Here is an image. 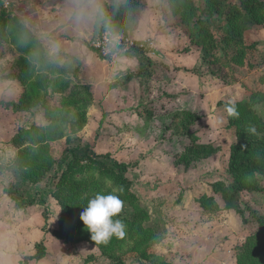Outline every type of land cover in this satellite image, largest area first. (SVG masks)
Segmentation results:
<instances>
[{"label": "rangeland", "instance_id": "1", "mask_svg": "<svg viewBox=\"0 0 264 264\" xmlns=\"http://www.w3.org/2000/svg\"><path fill=\"white\" fill-rule=\"evenodd\" d=\"M138 1L135 28L115 33L134 43H147L144 52L153 62L148 76L136 74L138 60L129 53L132 48L124 52V46H118L117 56L110 61L92 45V39L108 29L111 0H0V11L11 15L17 16L14 11L19 6L32 10L27 13L29 24L18 18L44 45L48 59L64 70L48 71L29 59L11 42V28L0 37V165L4 167L0 260L6 264H115L93 244H65L54 236L60 208L52 193L71 156L66 148L79 144L88 143L97 154L109 153L129 165L126 177L131 190L149 215L144 224L158 235L155 239L143 235L144 243L134 251H130L132 243L125 245L118 252L122 264H235V246L257 228L247 208L264 215V191L242 187L238 204L243 221L234 208H224L212 190L216 181H232L228 163L234 130L221 103L251 102L264 118V24L243 33L245 44L254 47L242 66L232 64L220 50L216 62L206 66L209 54L189 39L195 25H182L169 0ZM193 2L197 16L206 20L221 42L227 30V4L221 12L211 13L205 0ZM38 18L50 19V31L38 32ZM17 74L30 77L37 88L30 100L33 104L19 110L16 103L29 94ZM85 88L92 94L91 102L79 109L85 122L70 132L71 121L79 118L72 100ZM64 98L71 103L67 112L55 115L64 136L40 149L53 160L52 167L41 181L28 184L12 170L18 148L11 139L19 128L47 126L49 113L60 108ZM182 111L196 118L189 121ZM187 130L216 151L191 161L181 157L189 144ZM240 180L264 185V178L248 168ZM16 184L27 197L35 198L34 204L15 206L7 191ZM201 195L214 197L220 208L204 211L199 205ZM38 242L44 245L39 262L31 258Z\"/></svg>", "mask_w": 264, "mask_h": 264}, {"label": "trees", "instance_id": "2", "mask_svg": "<svg viewBox=\"0 0 264 264\" xmlns=\"http://www.w3.org/2000/svg\"><path fill=\"white\" fill-rule=\"evenodd\" d=\"M227 4L225 19L227 30L222 36L221 42H217L214 34L208 28L206 20L197 16V9L193 0H169V7L172 14L179 17L180 23L186 27L192 23L195 25L193 32L189 33L190 42L200 46L209 54L205 57L206 66L216 62L217 51H222L229 56V61L234 65L242 66L249 50L254 43L246 45L243 33L254 26L264 24V0H238V3H227V0H205V9L211 13L221 12L222 6ZM139 8L138 0H111L107 11V26L112 32L123 33L132 30L136 26V11ZM11 28L13 37L11 42L26 54L29 59L46 67V70H60L61 68L48 59L46 49L41 41L31 30L15 15L0 11V37L4 36L7 29ZM231 51V52H230ZM230 52V53H229ZM138 60L139 76L151 74L152 60L140 48H132L129 52ZM28 69V61L22 59ZM25 68L22 69V73ZM193 71V69H192ZM18 79L24 84L29 94L28 98L20 99L16 104L19 110L28 108L30 100L35 98L36 85L29 82L30 77ZM27 94V95H28ZM73 98L77 103L74 110L79 113L76 121H71L70 132L78 131L84 124L83 113L79 112L81 107H86L92 97L85 88V92H79ZM71 104V103H70ZM67 98L62 99L60 108L49 113V123L45 127L31 126L19 128L12 137L11 143L18 148L17 154L12 161V170L18 177L28 184H36L41 181L51 169L53 160L42 152L47 142L59 139L64 136L61 126L55 115L65 114L67 106L70 105ZM220 104V103H219ZM225 109L227 124L234 130V140L230 144L228 171L232 177L230 184L223 181H216L212 184V190L217 194L224 208H234L242 220L246 221L238 200L242 187L253 191H264V185L259 183H242L240 177L244 168L264 178V118L257 111L255 105L248 101H225L221 103ZM20 106V107H19ZM143 111L138 108V114ZM187 119L193 120L196 116L188 111H182ZM189 144L186 152L181 157L198 159L214 153L216 148L210 144L199 142V138L188 131ZM68 141V139H67ZM70 158L65 163L54 186L52 193L60 212L57 220V229L54 236L65 244H76L88 242L98 248L100 253L113 261L115 264H122L121 256L118 254L124 246L132 243V249L136 250L144 243L143 235L148 234L152 238L158 235L154 230L145 226L144 222L149 218L148 212L140 206L136 195L131 190V182L126 177L129 167L127 163L119 162L111 154H97L88 144H79L75 147L66 148ZM180 157V158H181ZM0 165V173L3 170ZM114 189H122L118 192L123 202L121 212L113 217L120 219L125 225L123 237L113 236L107 243L94 242L90 232L85 228L80 219V214L87 206L88 201L97 193L109 194ZM8 196L18 208H24L35 203L34 197H27L24 190L19 186H12L7 191ZM199 205L204 211H217L219 203L212 196L201 195ZM251 217L257 222V228L250 233L244 241L235 246V264H264V215L251 208H247ZM41 242L36 244V253L31 257L40 259L43 255Z\"/></svg>", "mask_w": 264, "mask_h": 264}, {"label": "clouds", "instance_id": "3", "mask_svg": "<svg viewBox=\"0 0 264 264\" xmlns=\"http://www.w3.org/2000/svg\"><path fill=\"white\" fill-rule=\"evenodd\" d=\"M118 192H122V189H114L107 195L95 194L80 214V219L94 242L107 243L113 236L123 237L125 234L124 223L120 219H113L123 207Z\"/></svg>", "mask_w": 264, "mask_h": 264}, {"label": "built area", "instance_id": "4", "mask_svg": "<svg viewBox=\"0 0 264 264\" xmlns=\"http://www.w3.org/2000/svg\"><path fill=\"white\" fill-rule=\"evenodd\" d=\"M91 42L102 58L106 60L109 59L110 61H113L115 56H117L116 50L118 46H124V52H129V50L134 47L140 48L144 51L148 47L147 43H134L130 37H124L123 35L112 32L107 28L102 30L96 38L92 39Z\"/></svg>", "mask_w": 264, "mask_h": 264}, {"label": "crops", "instance_id": "5", "mask_svg": "<svg viewBox=\"0 0 264 264\" xmlns=\"http://www.w3.org/2000/svg\"><path fill=\"white\" fill-rule=\"evenodd\" d=\"M36 8V7H35ZM36 10H37V8H36ZM28 11L29 12H31L29 9L28 10H25V8L24 7H16V9H15V11H14V13L17 15V17H19L21 20H23V21H25V22H27L28 23V15H27V13H28ZM39 20L37 21L36 20V27H37V30H38V32L40 33V32H44V31H46V30H49L50 31V25L52 24L51 23V21H50V19H45V18H42V19H40V18H38ZM37 22H38V24H37ZM31 23H32V21H31ZM29 24V23H28ZM59 24V23H58ZM31 26V25H30ZM71 27V26H70ZM129 34V33H128ZM134 34V33H133ZM55 38H57V36L55 37ZM58 39H60V38H58ZM128 60L130 59V58H127ZM35 260V259H34ZM41 260V258L40 259H38L37 261L39 262ZM0 264H6L4 261H2V260H0Z\"/></svg>", "mask_w": 264, "mask_h": 264}]
</instances>
